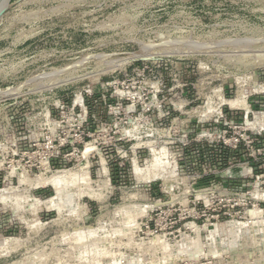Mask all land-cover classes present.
I'll return each mask as SVG.
<instances>
[{"label":"rangeland","instance_id":"obj_1","mask_svg":"<svg viewBox=\"0 0 264 264\" xmlns=\"http://www.w3.org/2000/svg\"><path fill=\"white\" fill-rule=\"evenodd\" d=\"M3 4L0 189L13 190L0 199V242L10 240L0 244V264H89L88 250L99 264H264L260 223L240 235L234 250H228L230 235L208 237L217 225L247 221V210L264 196V177L257 179L264 175V121L256 120L264 113V0H0ZM72 5L87 12L98 6V28L94 17L70 10ZM170 29L190 34L197 54L155 58L147 66L156 32ZM93 53L100 55L98 73L92 68L90 74L62 75L65 65ZM108 54L143 62L126 76L105 75L101 59ZM63 78L69 82L56 85ZM99 79L100 85L120 83L131 94L111 104L102 96L113 90L98 85L90 112L96 120L88 127L95 149L85 155L88 143L84 152L83 146L80 152L72 149L82 130L70 108L54 106ZM241 91L257 127L247 124L245 111L224 103ZM148 144L165 148L175 162L171 178L146 179V170L142 178L135 176V161L146 169L154 158ZM85 166L99 200L83 195L74 213L44 207L34 214V199L45 200L54 191L20 184L24 174L48 177ZM16 197L25 198L21 208ZM82 229L95 232L79 245ZM158 236L166 247H152ZM198 239L204 245L195 254L191 243ZM180 244L189 251L180 253Z\"/></svg>","mask_w":264,"mask_h":264},{"label":"bare ground","instance_id":"obj_2","mask_svg":"<svg viewBox=\"0 0 264 264\" xmlns=\"http://www.w3.org/2000/svg\"><path fill=\"white\" fill-rule=\"evenodd\" d=\"M6 6H7V4L1 5L0 10L4 9ZM263 42H264V40H263ZM98 57H100V55ZM104 57H105V55L103 56V58ZM117 65H121V64H117ZM63 74H64V72H62V75ZM66 79L67 78L58 79V82L56 83V85L69 82V80H66ZM261 89H263V87ZM262 93H263V91H262ZM223 100H224V103L226 105H229L233 108L237 107V109L245 111L248 115L250 113H252L251 108L249 107V105H247L246 100L243 97L242 91L239 92V96L237 99H234V100L223 99ZM256 117H257L256 118L257 121H259V119H260V121H264V113L260 114V117L258 115ZM247 124H249V126H251V127H257V123H255L254 121H251L249 119V116H248V123ZM262 127H264V125H261V128ZM148 146L152 149L151 152L154 154V158L151 161H149L146 169L141 168L138 165V163L135 161L134 162V174H135V176L138 179L142 178L143 177L142 174H143V172H145L144 170H146L149 172V175L147 177H145L146 179L150 178V179L157 180V179H159L163 176H166V175L169 176V178H171L172 175L174 174V169H175L176 165H175V162L173 164L170 162L169 157H168L169 154L166 152V149L165 148L164 149L157 148L155 146H151L150 144H148L147 147ZM94 149H95V146L92 143H88L85 155H87L90 151H93ZM102 163L104 166L105 174H108L109 169H108V167L106 165V161L104 159H103ZM171 165H172V167H170ZM46 166L47 165L45 164V167ZM20 184L27 185V186H35V187H37L36 189L51 187L54 191V194L45 200H42L38 197H36L34 199L35 203L33 202L34 203L33 204V206H34L33 212L35 215H38L39 211L44 207H46L47 209L52 210V211H59L60 213H61V211L65 212V210H68V211H71L72 213H74V211H76V209H78L79 206H81V203H79V201L83 195H85L86 198H89L93 201L99 200L97 190L94 189L92 186L93 185V178L91 177L89 166H85L83 169H81L80 171L75 172V173H73L70 170H61V171L58 170V171H56V173H54L53 175L48 176V177H44L43 175H41V176H37L36 178H32L28 174H24L20 178ZM102 184L104 186H106V185H108V181H104ZM12 190H13L12 188L0 189V199L4 200V199L8 198L9 192ZM22 199H25V198L20 199L19 197L18 198L16 197V207H18V206L20 207V205H21L20 201ZM26 199H27V197H26ZM85 207H87V204H84V208ZM20 208H18V209H20ZM22 209H23V207H22ZM29 213H31V212H29ZM247 216H248L247 221L234 220L232 222H227V223H224L222 225H217L215 227V229L211 230L208 237L213 239L216 237L217 234H221V233L228 234L231 236V239L229 241L228 250H234L237 247V243H238V240L240 238V235H242L245 231H247L249 228H251L252 225L260 223V225H261L260 226V232H263V234H264V209L257 208V207H255L254 209H249V210H247ZM38 219H39V217H38ZM94 232H95L94 230L82 229L81 234L79 235V237L76 238V242L79 245L87 243L89 236L92 237L94 235ZM261 239H262V241H264V237H262ZM9 241H10L9 239H6L5 241L0 242V244L8 243ZM176 244H177V242H176ZM203 245H204V241L201 239H198V241H196V242L193 241L191 243V248L195 252V254H198V253H200V250L198 247L199 246L202 247ZM153 246L154 247L160 246V247L164 248V247H166V240L164 239L163 236H158L157 241L153 243L152 247ZM167 248H169V246ZM196 249H197V251H195ZM178 250L180 251V253H184L185 251H189V247L187 245L185 246V245L180 244L178 246ZM164 251H165V253L171 252V250L168 251V249H164ZM89 252H90L89 250L85 251L86 256H84V258L86 257V262H88L89 264H99L97 261L99 259L98 256H95V255L91 256L90 255L91 252L90 253ZM162 252H163V250H162ZM96 255H98V254H96ZM115 255L116 254H114V256ZM178 255H180V254H178ZM112 256H113V254L111 255V257ZM108 257H109V255H108ZM106 258H107V256H106ZM195 258H197V257H195ZM112 264H115V263L113 262ZM163 264H164V261H163Z\"/></svg>","mask_w":264,"mask_h":264},{"label":"built area","instance_id":"obj_3","mask_svg":"<svg viewBox=\"0 0 264 264\" xmlns=\"http://www.w3.org/2000/svg\"><path fill=\"white\" fill-rule=\"evenodd\" d=\"M75 8H78L83 16L85 15L87 17H94L95 26L98 28V6H94L89 12H87L86 10L81 11L82 8H85L82 5H72L70 10H73ZM165 26L167 25H164L163 27ZM174 28L176 29V27ZM94 32L97 33L98 29L95 30ZM85 34H88V32L85 31ZM155 37H157L158 39L154 40L150 53L146 55L149 57L148 59L145 60L147 62L155 58H160V57L163 59L166 57L171 58L172 56H176L180 54L184 56L197 54V51L195 50L193 43L196 44L198 42L194 41V38L190 34L183 32V30L176 31V30L170 29L167 31L156 32ZM163 41H166L167 45L164 44L161 47L160 46L161 44L159 43H162ZM97 56H98V53L87 54L84 57H82L81 60L65 65L64 68H62L65 70L64 75L70 76L73 74H90L89 72L92 68L93 69L96 68L95 72L98 73ZM113 57H116V56L112 54H108V55H105L103 59H101L103 71L106 72L105 75H111V76L125 75L126 76L129 74V71L134 66H136L138 63L142 64L143 62V60H140L139 57H137L139 58V60H136V58H131V57L120 59V60H114ZM162 59L160 61H162ZM117 63L121 65H117ZM149 63L151 62H148L145 64H147L148 66ZM100 81L101 79L97 80L94 83H91V85H87L83 87L80 91L72 92L71 98H70L71 100L69 102L68 101L64 102L62 99H58L54 106L56 109H59L60 107H62L63 109L70 108L72 112L71 114L72 120L78 123V129L80 131L82 130L80 134L78 135L77 142L75 144H71L74 152H80V148H82V146H83V152H84L86 150L87 143L90 142L89 139L91 138L92 134L90 130H88V127L93 121L96 120V116L94 114L91 115L90 113L91 104L93 103L94 99L98 100V93L96 92V89H98V85H100ZM100 87H101L100 89H104L107 91L109 89L113 90V92L110 95L102 96L105 102L108 101L111 104L115 102L118 97L124 100L126 99V97L129 98L130 97L129 94H131V92H129L126 95V93L124 92V88L121 86V84L116 83V82L102 83ZM262 87L263 85L261 86V88ZM233 111H236V110H233ZM248 116L249 115L246 114L245 116L246 121L248 119ZM51 118H52V113L51 111H49L48 119L51 120ZM260 135L262 134H259V136ZM239 143L240 141L237 142L236 146H238ZM95 151H98V148ZM249 171L251 172V174H253V169H250ZM263 177L264 175L257 176V179H260ZM263 206H264V196L262 195L261 200L258 198L253 208L255 207L262 208Z\"/></svg>","mask_w":264,"mask_h":264},{"label":"trees","instance_id":"obj_4","mask_svg":"<svg viewBox=\"0 0 264 264\" xmlns=\"http://www.w3.org/2000/svg\"><path fill=\"white\" fill-rule=\"evenodd\" d=\"M113 173H114V170H113ZM113 182L115 183V184H118L119 182L117 181V179L115 178V176L113 175Z\"/></svg>","mask_w":264,"mask_h":264},{"label":"crops","instance_id":"obj_5","mask_svg":"<svg viewBox=\"0 0 264 264\" xmlns=\"http://www.w3.org/2000/svg\"><path fill=\"white\" fill-rule=\"evenodd\" d=\"M20 1H21V0H16V3H17V2H20Z\"/></svg>","mask_w":264,"mask_h":264},{"label":"water","instance_id":"obj_6","mask_svg":"<svg viewBox=\"0 0 264 264\" xmlns=\"http://www.w3.org/2000/svg\"><path fill=\"white\" fill-rule=\"evenodd\" d=\"M11 1V0H10Z\"/></svg>","mask_w":264,"mask_h":264}]
</instances>
